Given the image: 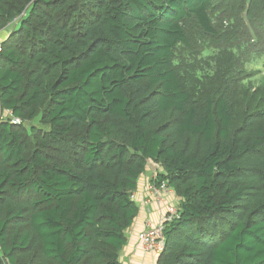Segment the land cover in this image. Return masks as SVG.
I'll return each mask as SVG.
<instances>
[{
  "label": "trees",
  "instance_id": "trees-1",
  "mask_svg": "<svg viewBox=\"0 0 264 264\" xmlns=\"http://www.w3.org/2000/svg\"><path fill=\"white\" fill-rule=\"evenodd\" d=\"M3 32L0 264H123L150 162L157 264H264V0H0Z\"/></svg>",
  "mask_w": 264,
  "mask_h": 264
},
{
  "label": "built area",
  "instance_id": "built-area-1",
  "mask_svg": "<svg viewBox=\"0 0 264 264\" xmlns=\"http://www.w3.org/2000/svg\"><path fill=\"white\" fill-rule=\"evenodd\" d=\"M15 123H19V121H15ZM148 193V204L154 203L159 206H165L166 215L157 223H152L151 221L147 222L146 228L139 233L137 237L144 251L159 257L163 253L166 246L164 237L165 223L172 222L175 218H178L179 209L173 206L174 201L172 203L165 204L166 200L173 199L175 196L174 190L167 183L151 184L149 186ZM132 198L135 199L136 197L133 196ZM177 201L179 202L180 200L177 199L175 202Z\"/></svg>",
  "mask_w": 264,
  "mask_h": 264
},
{
  "label": "crops",
  "instance_id": "crops-1",
  "mask_svg": "<svg viewBox=\"0 0 264 264\" xmlns=\"http://www.w3.org/2000/svg\"><path fill=\"white\" fill-rule=\"evenodd\" d=\"M6 37V32H3L2 34H0V42L1 40H3ZM10 113L3 111L1 106H0V119L3 117L8 116ZM149 170V168L147 169ZM146 173L149 174V171H147ZM148 189L149 186L147 184V179L146 177L143 179L142 181H140V195L141 197L144 198V200L146 199V197L149 196L148 193ZM148 199L146 200V212L145 214H142L139 219L137 220L135 227L133 229H135V234L136 236H131V233L129 234V241L127 246L123 249V251L121 252V261L123 264H152L151 262H153V257H150L149 254L144 255L142 254V256H140L141 252L138 250L140 249L141 245L138 242V238L137 235L139 233H141L144 228V222L147 219H150L151 221L153 220L155 223H157V221L159 220L160 214H162V217L164 216V213H166V208L163 209V207H154L152 204L151 206H148L150 204H148ZM173 200L172 199H168L165 201V204H169L172 203ZM143 249V248H142ZM144 250V249H143Z\"/></svg>",
  "mask_w": 264,
  "mask_h": 264
},
{
  "label": "rangeland",
  "instance_id": "rangeland-1",
  "mask_svg": "<svg viewBox=\"0 0 264 264\" xmlns=\"http://www.w3.org/2000/svg\"><path fill=\"white\" fill-rule=\"evenodd\" d=\"M257 71H260V75H258L257 76V79H258V82L257 83H259V82H263L262 81V78H263V76H264V60L262 61V63H258V65H257ZM257 74V73H256ZM255 74V75H256ZM259 115H258V111L256 110V111H254V112H248V116L246 117V122H248V121H252V120H254V119H256L257 117H258ZM4 119H11L12 118V116H11V114H9L8 116H6V117H3ZM2 118V119H3ZM241 122H242V120H240L239 122H238V124H241ZM246 122H244L243 123V125H245V123ZM258 122H254V124L256 125ZM32 124H34L35 126H37L38 128H40L41 130H43V131H48L49 130V128L48 127H44V126H41V125H38L36 122L35 123H30V124H28L27 125V129L29 130L30 129V127H31V125ZM149 166H148V168H149V170H147V171H149V174L148 173H146L145 175H143V177H141V179H140V181H142V178L144 179L145 177H146V179H147V184H148V186L149 185H151L152 184V179H154L155 178V176L157 175V173L159 172V170H160V166L158 165V164H156V163H152V162H150L149 164H148ZM147 198V197H146ZM145 201L146 200H144V199H142V204H141V202H139L140 204H141V210H142V212H143V214H145V212H146V207H145V205H147L146 203H145ZM176 203V204H175ZM154 207H163V206H159L158 204H154V203H151ZM151 204L150 205H148V206H151ZM174 205L173 206H175L176 208H178L179 209V202L177 201V202H174L173 203ZM163 209H165L164 207H163ZM166 215V213H164V216ZM164 216L162 217V214H160V217H159V220H161L162 218H164ZM139 219V218H138ZM158 220V221H159ZM149 221H151L150 219H147L146 218V220H145V222H144V226H143V228L145 229L146 228V224H147V222H149ZM157 221V222H158ZM152 223H155L153 220L151 221ZM135 229H132L131 231H130V233H131V236H136V234H135ZM129 233V234H130ZM138 236V235H137ZM138 238V237H137ZM138 240V239H137ZM139 242V241H138ZM141 245V244H140ZM140 252H141V254H140V256H142V254H144V255H148L149 253H147L146 251H144L143 249H142V246L140 247V249H138ZM149 256L150 257H153V262H151L152 264H157L158 263V260H159V257L158 256H156V255H151V254H149Z\"/></svg>",
  "mask_w": 264,
  "mask_h": 264
},
{
  "label": "water",
  "instance_id": "water-1",
  "mask_svg": "<svg viewBox=\"0 0 264 264\" xmlns=\"http://www.w3.org/2000/svg\"><path fill=\"white\" fill-rule=\"evenodd\" d=\"M143 214V213H142Z\"/></svg>",
  "mask_w": 264,
  "mask_h": 264
}]
</instances>
